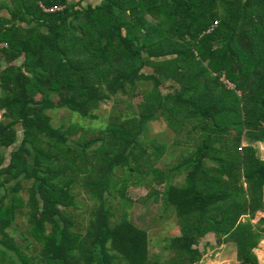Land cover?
<instances>
[{"label": "trees", "instance_id": "trees-1", "mask_svg": "<svg viewBox=\"0 0 264 264\" xmlns=\"http://www.w3.org/2000/svg\"><path fill=\"white\" fill-rule=\"evenodd\" d=\"M11 1L0 0V264H200L209 234L239 264H259L264 218L251 220L264 210V0ZM143 84L152 88L140 112L112 116L101 132L51 124L56 110L96 120L102 104ZM163 121L200 138L169 168L157 167L164 145L142 146L148 125ZM135 176L178 218L164 261L149 232L127 214L114 220L108 205ZM76 186L95 202L84 233ZM19 214L23 244L10 231Z\"/></svg>", "mask_w": 264, "mask_h": 264}, {"label": "rangeland", "instance_id": "rangeland-1", "mask_svg": "<svg viewBox=\"0 0 264 264\" xmlns=\"http://www.w3.org/2000/svg\"><path fill=\"white\" fill-rule=\"evenodd\" d=\"M78 1V0H76ZM101 0H83V4L99 3ZM6 4L12 6L11 0H4ZM1 15L9 17V12L4 10ZM20 63V61L18 62ZM152 84L141 85L136 92L130 93V95H120L118 98H114L108 103H104L100 106L99 110L95 111L98 119H83L77 114L71 113L67 110H56L48 112L51 117V124L54 128L70 127L73 124L79 127L85 128L93 132H101L108 127L110 118L116 115H124L128 117L130 115L138 114L140 112V106L143 103L144 93L150 91ZM171 91L165 90L167 93ZM3 119L2 113H0V120ZM185 133L177 135L176 132L163 122H155L148 125V129L142 139V146L154 151L157 145H164V155L157 167L169 168L179 165L183 159H188L191 154L195 153V150L199 147L200 138L198 134H194L191 137H187ZM203 133V132H202ZM204 134V133H203ZM19 140L22 139V131L19 130ZM247 146V142L242 143V148ZM150 151V150H148ZM10 158V152H9ZM118 177L124 179L125 169L122 167L117 169ZM178 174V173H177ZM187 170L178 174L173 178L172 182L178 185H182L186 181ZM146 179V178H144ZM139 182V177L135 176L131 187L123 197L119 191H116L113 196L108 198V205L115 213L114 220L122 219L126 214L127 216L139 227L146 229L150 236V250L155 255L160 256L162 261L170 257V253L165 251L166 240L180 235V228L176 213L172 208H166L161 199H155L156 193L148 197L153 191L146 185H136ZM31 183L26 184V189L22 191V196L28 198V188ZM155 189L159 192L163 187L155 186ZM74 194L78 208L73 209L75 219V230L80 233H84L85 227L92 216L91 212L95 208V202L90 198L83 190L78 186L74 187ZM264 218V210L258 211L256 216L251 222L257 227V223ZM18 227L17 231L11 229L14 233L18 243L23 244L21 240L20 232H27L28 221L24 215L19 214L16 221ZM264 226V225H261ZM202 249L206 250L205 257L200 264H239L237 259L236 249L233 246L228 245H216V239L213 234H209L202 240ZM207 243H211L213 248L208 247ZM208 247V248H207ZM207 248V249H206ZM258 257L259 264H264V237L260 240L257 248L254 250Z\"/></svg>", "mask_w": 264, "mask_h": 264}, {"label": "built area", "instance_id": "built-area-1", "mask_svg": "<svg viewBox=\"0 0 264 264\" xmlns=\"http://www.w3.org/2000/svg\"><path fill=\"white\" fill-rule=\"evenodd\" d=\"M40 7L43 9L44 12H47V13L59 12V11H62L64 9V7L61 6V5H56V6H52V7H46L43 4H40ZM216 24H214L211 27L209 32H211L215 28V26H217Z\"/></svg>", "mask_w": 264, "mask_h": 264}, {"label": "crops", "instance_id": "crops-1", "mask_svg": "<svg viewBox=\"0 0 264 264\" xmlns=\"http://www.w3.org/2000/svg\"><path fill=\"white\" fill-rule=\"evenodd\" d=\"M247 145H248V143H247ZM256 147H258V149H259V155H260V157L264 160V144H259Z\"/></svg>", "mask_w": 264, "mask_h": 264}]
</instances>
